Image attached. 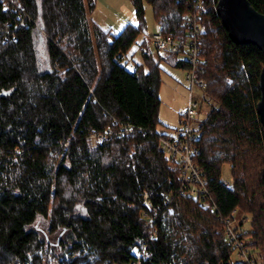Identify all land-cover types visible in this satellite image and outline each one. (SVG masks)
I'll use <instances>...</instances> for the list:
<instances>
[{
  "label": "trees",
  "instance_id": "16d2710c",
  "mask_svg": "<svg viewBox=\"0 0 264 264\" xmlns=\"http://www.w3.org/2000/svg\"><path fill=\"white\" fill-rule=\"evenodd\" d=\"M131 1L137 22L115 34L90 21L96 0H0V264H245L221 222L234 213L251 217L243 235L264 264V52L234 42L218 0H201V76L218 102L197 127L195 162L218 206L203 207L181 193L180 168L152 133L161 62L187 58L145 37L142 60H127L146 3L165 34L184 38L197 0ZM124 122L145 131L90 136Z\"/></svg>",
  "mask_w": 264,
  "mask_h": 264
},
{
  "label": "built area",
  "instance_id": "2783aa9c",
  "mask_svg": "<svg viewBox=\"0 0 264 264\" xmlns=\"http://www.w3.org/2000/svg\"><path fill=\"white\" fill-rule=\"evenodd\" d=\"M21 7V5H18ZM203 7L201 0H197L190 6V11L183 20L186 28V37L182 38L171 34H165L162 31L160 23L156 24V31L153 35L154 45L162 51L172 53L185 54L189 66L186 68V80L190 85L191 100L186 112L182 113L184 117L182 124L175 130L174 133H164L158 130H152V133L157 135L161 141L165 153L175 161V164L180 168V191L184 195L197 198L203 207L217 208L216 199L209 187V178L206 177L199 169L195 162V155L198 152L196 141L199 133L197 128L192 126V120L197 114L196 106L198 100L194 93V88L197 84L202 86L205 92L206 82L201 76L206 68L203 66V59L200 55V31L202 27ZM24 21V19H23ZM145 131L141 126H135L130 122H124L117 129L94 130L91 132V138L97 141L110 139L113 135H133L136 132ZM229 185L228 182H226ZM145 197L148 199L149 194L145 192ZM237 213L231 217H222L223 230L227 241L232 244L239 254L242 256V261L245 264H259L254 252L246 245V240L243 235L245 231L242 221H238ZM151 236H154V231ZM148 249L147 244H143V250L137 251V255L143 257Z\"/></svg>",
  "mask_w": 264,
  "mask_h": 264
},
{
  "label": "rangeland",
  "instance_id": "374dc122",
  "mask_svg": "<svg viewBox=\"0 0 264 264\" xmlns=\"http://www.w3.org/2000/svg\"><path fill=\"white\" fill-rule=\"evenodd\" d=\"M91 22L104 29H111L113 33L118 34L127 23L137 22L135 7L131 0H96L95 8L88 12ZM146 31L138 38L137 43L133 46L131 54L127 57L130 62L129 66L133 67L134 60H142L140 42L145 38H150L149 48L157 53L158 48L153 43V35L156 31V18L151 4L146 3ZM41 28V26H40ZM42 29V28H41ZM45 32V31H44ZM161 53H164L161 51ZM131 55V57H130ZM180 57H186L180 54ZM162 83L160 87L161 106L159 123L157 130L164 133H174L182 124L184 117L182 113L186 112L190 105L191 92L189 82L186 80V67L176 66L166 61L161 62ZM194 93L198 100L196 106L197 114L192 120V126L197 128L205 119L210 109L218 105V102L205 94L204 89L199 84L195 86ZM222 179L230 183L232 181V171L230 164L226 163L222 171ZM244 214H238V221H242ZM244 230L251 228V217L243 223ZM138 251V249H135ZM254 254H256L254 252ZM257 256V255H256ZM234 260H242L238 250L233 255ZM258 263L261 260L258 257Z\"/></svg>",
  "mask_w": 264,
  "mask_h": 264
},
{
  "label": "water",
  "instance_id": "95a60500",
  "mask_svg": "<svg viewBox=\"0 0 264 264\" xmlns=\"http://www.w3.org/2000/svg\"><path fill=\"white\" fill-rule=\"evenodd\" d=\"M218 12L232 40L236 43H253L264 52V13L250 0H218ZM262 96L258 111L264 124V66L260 76Z\"/></svg>",
  "mask_w": 264,
  "mask_h": 264
},
{
  "label": "bare ground",
  "instance_id": "6f19581e",
  "mask_svg": "<svg viewBox=\"0 0 264 264\" xmlns=\"http://www.w3.org/2000/svg\"><path fill=\"white\" fill-rule=\"evenodd\" d=\"M165 52V51H164ZM167 52V51H166ZM172 53V52H171ZM198 85V84H197ZM143 249V248H142Z\"/></svg>",
  "mask_w": 264,
  "mask_h": 264
}]
</instances>
